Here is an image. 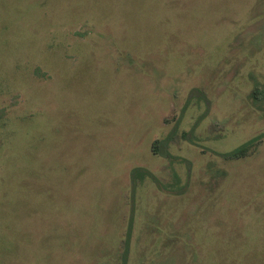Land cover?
Here are the masks:
<instances>
[{
	"label": "rangeland",
	"instance_id": "374dc122",
	"mask_svg": "<svg viewBox=\"0 0 264 264\" xmlns=\"http://www.w3.org/2000/svg\"><path fill=\"white\" fill-rule=\"evenodd\" d=\"M0 264H264V0H0Z\"/></svg>",
	"mask_w": 264,
	"mask_h": 264
},
{
	"label": "trees",
	"instance_id": "16d2710c",
	"mask_svg": "<svg viewBox=\"0 0 264 264\" xmlns=\"http://www.w3.org/2000/svg\"><path fill=\"white\" fill-rule=\"evenodd\" d=\"M249 143H250L249 140L248 141H244V142H242V143H240V144H238V145H236V146H234V147H232V148H230L228 150H225L223 152H219V154L222 155V156H231V157L240 156V155L244 154L247 151V149L249 147ZM150 148L153 149L154 151L158 152L161 155H164V156L169 155L167 149L165 150L163 148V141L161 139L153 138L151 140V142H150ZM137 170H139V168L136 167V166L130 168L129 176L131 177L132 175L136 174L138 172ZM154 180L156 181V179H154ZM178 189H175V190H178ZM125 240L126 239H124V243H125Z\"/></svg>",
	"mask_w": 264,
	"mask_h": 264
}]
</instances>
